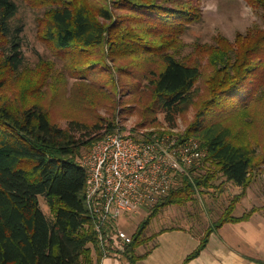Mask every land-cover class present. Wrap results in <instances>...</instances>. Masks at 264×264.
Listing matches in <instances>:
<instances>
[{
    "label": "trees",
    "instance_id": "1",
    "mask_svg": "<svg viewBox=\"0 0 264 264\" xmlns=\"http://www.w3.org/2000/svg\"><path fill=\"white\" fill-rule=\"evenodd\" d=\"M26 1L39 10L42 36L67 61L68 74L82 82L98 71H109L101 83L118 87L115 69L129 81L128 94L140 97L145 123L163 112L175 126L178 116L195 102L200 79L209 91L182 134L198 138L208 148L207 163L191 176L178 175L162 201L147 208V217L132 231V242L119 257L137 264L151 252L157 242L142 255L138 249L151 240L147 228L167 205H200V197L219 195L227 182L241 187L240 198L246 194L256 169L264 167V0H247L262 24L239 31L234 40L219 35L217 44L198 49L210 54L205 68L180 56L183 36L203 19L202 0H98L97 5L93 0ZM20 6L17 0H0V264H94V250L100 263L103 252L86 199L87 171L79 159L115 130L114 123L104 133L103 125L91 128L73 122L63 128L53 123L40 101L49 84H66L67 78L54 74L52 63L43 64L38 76L23 85V101L15 106L4 101H11L4 99V91L22 77L26 61ZM27 93L35 103L28 105ZM253 129H260L259 135H253ZM251 134L256 141L250 140ZM257 155L261 156L256 159ZM41 196L53 216L44 212ZM237 196H227L218 220L181 264L198 257L225 222L250 216L233 214Z\"/></svg>",
    "mask_w": 264,
    "mask_h": 264
},
{
    "label": "rangeland",
    "instance_id": "2",
    "mask_svg": "<svg viewBox=\"0 0 264 264\" xmlns=\"http://www.w3.org/2000/svg\"><path fill=\"white\" fill-rule=\"evenodd\" d=\"M17 1L21 5L18 18L23 21L25 25L23 33V52L26 61L25 66L20 71L22 77L20 79L15 78L8 83L4 91V99L11 100L10 102L9 100H4L9 106H15L20 101H23V85L27 81H30L29 79L36 76L45 64L52 63V72L57 75H59V72L64 74L67 78V83L54 84L51 87L49 84L50 90H45V96H43L44 98L40 102L46 109L51 121L56 125L63 128L72 127L73 122H80L91 128L95 125H103V129L100 133H104L109 124L113 122V129H116V131L132 132L137 135H139V133L150 135L153 133H172L176 131L183 135L187 133L189 125L196 118L197 110L200 105L199 103L201 101L203 102L209 95V91H206L205 83L202 79L197 82V91H199V93L195 96V102L190 104L184 113L178 116L175 126H172V123L170 124V122L166 120V116L163 112L157 114L155 121L145 123L144 110L141 103L137 101L140 97L128 94L129 90H127V88H129V81L127 79H122L114 69L118 81V87H115L110 83H101L105 77H109V71H98L96 76L84 79L82 82L79 81L80 79L72 76V74H68L66 71L67 61L57 56L52 48V44L42 36V28H40L38 21V15H40L39 10L36 11L32 9L26 0ZM97 3L98 0H93L94 5H97ZM201 7L204 13L203 19L193 24L189 31L183 36L185 48L180 56L183 60H189L191 57L192 61L197 60L204 68L207 65L210 54L208 55L207 52L199 53L198 49L206 50L212 44H217L216 38L219 35H224L234 40L239 31L245 32L254 24H262V18L248 4L247 0H202ZM109 62L111 66L114 64L111 61ZM116 63L119 65L125 64L121 63L119 60H117ZM109 70L111 71V69ZM93 79L98 81L96 85L95 83L90 84ZM100 84H102V86ZM147 91L148 90H146L145 93H147ZM32 93H27L29 96L24 97L27 99L25 101L28 105L36 101ZM88 131L89 129H86V132ZM78 132L80 133V131ZM251 132L253 135L257 136L259 135L260 129H253ZM92 134L95 136L99 134V132ZM252 134L249 136L250 140L256 141ZM259 156L261 155H257L255 158L258 159ZM256 171L258 172L253 182L256 193L251 202L246 200L243 202V200L237 196L242 189H238L237 185L232 182H227L225 183V188L221 190L219 195L206 194V196H202V199L200 197V205L198 204L195 206L191 204V202L187 206L173 204L163 207L155 218H153L149 228H147V233L148 236H151V240L146 246H141L138 249V254H144L155 244L157 236H154L159 230L181 224L190 227L195 232L205 231L209 224L211 225L212 222L218 220L221 212L226 206V199L229 194L230 197L236 195L239 199L233 212L234 215L242 216L239 214L246 210L244 207L249 206L251 208L253 205L264 213V167H260V169L257 168ZM248 192L249 188L246 189V194H248ZM199 196H201V194ZM244 196H242V198ZM258 196L260 197V201H257ZM40 203L44 212L50 217L53 216L51 208L44 196L40 197ZM147 215V208H141L137 213L131 215L130 219L125 216L121 217V227L131 234ZM250 254L255 257L264 258L263 239L261 247L252 248ZM97 256L94 250V257L96 259L94 264H100L97 263ZM113 256V254H110L108 257ZM122 258L124 260L120 259L121 262L129 264L126 263L124 256H122Z\"/></svg>",
    "mask_w": 264,
    "mask_h": 264
},
{
    "label": "built area",
    "instance_id": "3",
    "mask_svg": "<svg viewBox=\"0 0 264 264\" xmlns=\"http://www.w3.org/2000/svg\"><path fill=\"white\" fill-rule=\"evenodd\" d=\"M208 156L198 138L177 131L137 135L115 129L99 139L79 162L87 171V205L102 259L110 254L119 257L132 242V234L121 227V217L156 206L178 175L191 176Z\"/></svg>",
    "mask_w": 264,
    "mask_h": 264
},
{
    "label": "crops",
    "instance_id": "4",
    "mask_svg": "<svg viewBox=\"0 0 264 264\" xmlns=\"http://www.w3.org/2000/svg\"><path fill=\"white\" fill-rule=\"evenodd\" d=\"M254 187V184L249 187L248 194L241 198L243 202L252 201L256 193ZM257 201H260L259 196ZM255 207L246 206V210L239 214L250 212L248 218L225 222L216 229L211 234L206 248L188 264H264V258L250 254L252 248H260L262 239L264 240V213ZM203 234L204 231L195 232L181 224L159 230L156 245L137 264H181L200 245ZM120 259L123 258L106 257L100 264H124Z\"/></svg>",
    "mask_w": 264,
    "mask_h": 264
}]
</instances>
